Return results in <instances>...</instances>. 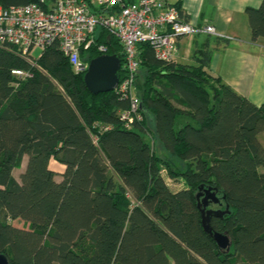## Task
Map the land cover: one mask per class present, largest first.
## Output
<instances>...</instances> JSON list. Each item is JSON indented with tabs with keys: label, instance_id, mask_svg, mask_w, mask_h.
Segmentation results:
<instances>
[{
	"label": "trees",
	"instance_id": "16d2710c",
	"mask_svg": "<svg viewBox=\"0 0 264 264\" xmlns=\"http://www.w3.org/2000/svg\"><path fill=\"white\" fill-rule=\"evenodd\" d=\"M246 15L252 39L264 38V0ZM93 40L83 61L116 52L122 82L124 46L104 26ZM138 51L141 120L130 123L122 119L130 100L118 89L89 92L86 72L57 44L30 59L0 47V254L11 264H264V105L210 76L208 49L193 65L161 61L146 42ZM164 169L183 188L173 191ZM202 185L219 189L221 203L209 208L229 206L211 220L230 235L229 253L203 228Z\"/></svg>",
	"mask_w": 264,
	"mask_h": 264
},
{
	"label": "built area",
	"instance_id": "2783aa9c",
	"mask_svg": "<svg viewBox=\"0 0 264 264\" xmlns=\"http://www.w3.org/2000/svg\"><path fill=\"white\" fill-rule=\"evenodd\" d=\"M103 8L115 9L107 13ZM97 26L109 28L124 46L127 75L117 89L130 100V110L122 113V119L130 123L141 120V103L134 92L140 66L138 45L149 43L157 59L173 62L181 38L197 33L218 35L211 25L199 28L185 21L171 0H55L46 7L31 3L7 8L0 4V47H16L30 59L37 50L57 44L76 73L88 68L81 50L91 47ZM12 73L20 78L30 77L21 70Z\"/></svg>",
	"mask_w": 264,
	"mask_h": 264
},
{
	"label": "crops",
	"instance_id": "0c3cea01",
	"mask_svg": "<svg viewBox=\"0 0 264 264\" xmlns=\"http://www.w3.org/2000/svg\"><path fill=\"white\" fill-rule=\"evenodd\" d=\"M263 0H171L186 21L199 28L211 25L218 35L197 33L178 43V64H196L201 51H212L206 72L222 80L257 106L264 105V38L252 39L247 8H259ZM228 43H226V41ZM264 146V132L259 135ZM58 171L63 166H57ZM57 181L61 180L58 175Z\"/></svg>",
	"mask_w": 264,
	"mask_h": 264
},
{
	"label": "water",
	"instance_id": "95a60500",
	"mask_svg": "<svg viewBox=\"0 0 264 264\" xmlns=\"http://www.w3.org/2000/svg\"><path fill=\"white\" fill-rule=\"evenodd\" d=\"M121 67L122 61L116 52L92 59L84 77V82L89 92L97 95L115 91L120 83ZM218 192L219 189L217 187L209 186L205 188L202 185L199 188L196 199L201 209L202 225L205 232L213 237L221 251L229 253L232 247L230 235L227 232L214 231L211 226L213 217L222 218L224 215L230 213L229 206L225 210L209 208L211 204L221 203ZM223 198L225 199V197ZM0 264H11L5 254H0Z\"/></svg>",
	"mask_w": 264,
	"mask_h": 264
},
{
	"label": "rangeland",
	"instance_id": "374dc122",
	"mask_svg": "<svg viewBox=\"0 0 264 264\" xmlns=\"http://www.w3.org/2000/svg\"><path fill=\"white\" fill-rule=\"evenodd\" d=\"M41 54V51L40 50H37V52L35 53V56L38 57L39 55ZM159 148V147H158ZM160 149V148H159ZM164 156V155H162ZM26 165H27V158L25 157L22 161V164L20 166L19 169H16L14 170L13 174H14V177L20 181V175L22 174V172L25 170L26 168ZM56 165V164H55ZM167 169H164L163 170V176L166 178V181L167 183L170 185V187L172 188L173 191H177L181 188H183V183L181 181L177 182V181H172L170 178H168V175H167ZM213 209L215 210H218L219 207L218 206H215L213 207ZM225 210V209H224ZM14 225L19 227V228H26L28 229V225H26L23 221H16L14 222Z\"/></svg>",
	"mask_w": 264,
	"mask_h": 264
},
{
	"label": "clouds",
	"instance_id": "9594fccd",
	"mask_svg": "<svg viewBox=\"0 0 264 264\" xmlns=\"http://www.w3.org/2000/svg\"><path fill=\"white\" fill-rule=\"evenodd\" d=\"M88 66H89V65H88ZM86 71H87V70H86ZM86 71H85V72H86ZM116 90H117V89H116Z\"/></svg>",
	"mask_w": 264,
	"mask_h": 264
}]
</instances>
